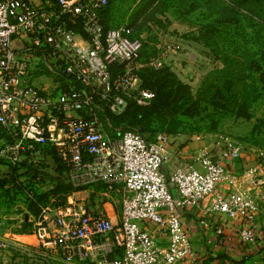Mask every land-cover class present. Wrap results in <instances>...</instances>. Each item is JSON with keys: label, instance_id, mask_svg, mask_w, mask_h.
I'll return each instance as SVG.
<instances>
[{"label": "built area", "instance_id": "1", "mask_svg": "<svg viewBox=\"0 0 264 264\" xmlns=\"http://www.w3.org/2000/svg\"><path fill=\"white\" fill-rule=\"evenodd\" d=\"M107 2L0 0V170L31 193L58 180L72 189L62 203L40 205L30 231L10 232L0 220V252L46 249L65 264H202L183 220L202 201L206 214L247 223L240 240L254 242L260 209L242 186L264 183L263 151L223 132L188 150L163 132L105 131L99 106L117 116L155 96L137 73L141 38L125 25L104 30ZM161 48L148 62L153 69L171 65L180 46ZM251 154L257 161L249 168L230 171ZM77 189L101 205L75 198ZM106 203L118 206L116 221ZM199 224L222 234L219 224Z\"/></svg>", "mask_w": 264, "mask_h": 264}, {"label": "rangeland", "instance_id": "2", "mask_svg": "<svg viewBox=\"0 0 264 264\" xmlns=\"http://www.w3.org/2000/svg\"><path fill=\"white\" fill-rule=\"evenodd\" d=\"M139 6L140 0H111V20L113 24L129 25L142 39L147 65L153 56L162 54L163 43L180 46L181 55H175L174 62L165 67L187 85L182 105L174 113L183 119L180 129L192 133L187 137H201L208 142L214 134L223 132L255 153L264 152V22L256 18L253 23L242 11L244 15L238 22L218 24L217 17L208 15L205 8L183 14L179 0H154L138 13ZM244 87L248 89L243 91ZM222 96L223 106H218ZM182 109L187 114L180 112ZM153 126L156 131L162 130V120L154 121ZM3 171L0 220L10 232L30 231L40 205L66 200L64 192L53 191L54 186H40L32 193L23 181L11 186L13 174ZM77 194H85L74 197L86 199L93 209L101 205V200L89 191ZM31 203L37 210L35 217L26 212H30ZM43 251L21 252L7 247L0 252V264H65L46 249Z\"/></svg>", "mask_w": 264, "mask_h": 264}, {"label": "trees", "instance_id": "3", "mask_svg": "<svg viewBox=\"0 0 264 264\" xmlns=\"http://www.w3.org/2000/svg\"><path fill=\"white\" fill-rule=\"evenodd\" d=\"M154 0H140V6L136 12L140 10H145L148 4L152 3ZM182 6V13L188 14L200 8H205L208 15L216 16V22L218 24H230L238 22L240 20L239 16L244 13L246 18L251 22H255L256 18L264 22V0H179ZM111 0H108L107 4L100 12V21L104 28L107 30L112 27H118L122 24H113L111 20ZM260 25H263L262 23ZM126 27L131 28L129 25L124 24ZM132 30V28H131ZM206 34V33H204ZM132 37H139L135 35L132 31ZM206 43L208 42L206 35L203 36ZM142 41V39H141ZM144 44L142 41V46L140 50L139 61L142 65L137 70V73L141 79L142 86L150 89L154 92L155 96L152 102L139 106L134 103H129L125 111L121 115H112L108 113L103 107H98V113L104 125V129L109 136H118L125 130H132L142 133L150 137L154 132H163L173 139L178 135H192V133L183 132L180 128L183 124V119L174 115L182 105L181 101L184 99L187 91V85L179 81L168 69L165 67L160 69H153L148 66L144 59ZM250 86V85H245ZM248 89V88H247ZM244 87L243 91L247 90ZM251 89V88H250ZM254 91V89L252 88ZM247 92V91H246ZM224 100L225 97L222 96L217 100L218 106H223L220 100ZM243 102L245 98H240ZM245 104V103H244ZM180 112L187 114L185 110ZM162 120V130L156 131L153 124L156 120ZM187 140H191V137H187ZM175 141V140H174ZM4 179H0V187L4 185ZM11 186H14V181H9ZM55 186L53 191L67 193L71 191V187L65 184L62 180L54 181ZM77 189L76 191H79ZM30 212L34 215L37 214L35 210V205H28Z\"/></svg>", "mask_w": 264, "mask_h": 264}, {"label": "crops", "instance_id": "4", "mask_svg": "<svg viewBox=\"0 0 264 264\" xmlns=\"http://www.w3.org/2000/svg\"><path fill=\"white\" fill-rule=\"evenodd\" d=\"M181 54L178 53L177 57ZM186 135H178L174 140L173 147L177 148H196L208 143L203 139L200 141L187 140ZM189 150V149H188ZM257 161L254 154L246 158H241L235 161L230 168L235 174L242 173L246 168H249L252 163ZM219 190H227V186L219 184ZM243 188L250 189L254 195L258 205L259 212L251 225L257 233L254 242L244 243L240 240L239 230L247 223L236 219H229L222 214L211 213L206 214V201L200 203L199 208L188 209L184 212L183 220L188 228L189 236L202 264H264V183L253 185L244 183ZM87 192V190H80ZM80 191H76V196ZM107 215L113 220L118 219L119 208L113 205V210L109 205L104 204ZM206 219L211 224H219L222 227V234H216L214 228H203L199 224L200 219Z\"/></svg>", "mask_w": 264, "mask_h": 264}]
</instances>
